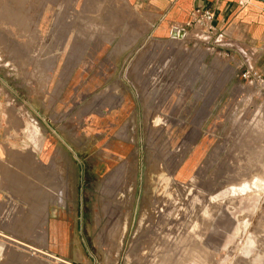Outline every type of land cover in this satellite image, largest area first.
<instances>
[{"label": "rangeland", "instance_id": "1", "mask_svg": "<svg viewBox=\"0 0 264 264\" xmlns=\"http://www.w3.org/2000/svg\"><path fill=\"white\" fill-rule=\"evenodd\" d=\"M142 19L0 0V264H264V91Z\"/></svg>", "mask_w": 264, "mask_h": 264}, {"label": "crops", "instance_id": "2", "mask_svg": "<svg viewBox=\"0 0 264 264\" xmlns=\"http://www.w3.org/2000/svg\"><path fill=\"white\" fill-rule=\"evenodd\" d=\"M143 24L185 31L194 10L214 13L213 43L229 58H239L264 78V3L252 0H124ZM149 18H148V17ZM154 16V18H153ZM162 27V28H163ZM0 125V160L6 155L8 134ZM6 133V134H5Z\"/></svg>", "mask_w": 264, "mask_h": 264}, {"label": "built area", "instance_id": "3", "mask_svg": "<svg viewBox=\"0 0 264 264\" xmlns=\"http://www.w3.org/2000/svg\"><path fill=\"white\" fill-rule=\"evenodd\" d=\"M191 20L186 26L191 27L193 30L195 28H199L203 35V42L202 44L207 46L212 53H216L214 48V28H213V19L214 13L208 10L200 11L194 10L191 14ZM219 54L222 56L229 58L225 51H220ZM247 79H251L256 86H258L262 91H264V78L252 68L247 67L245 70V75L243 76Z\"/></svg>", "mask_w": 264, "mask_h": 264}, {"label": "bare ground", "instance_id": "4", "mask_svg": "<svg viewBox=\"0 0 264 264\" xmlns=\"http://www.w3.org/2000/svg\"><path fill=\"white\" fill-rule=\"evenodd\" d=\"M177 36H178V38L180 39V40H186V39H193L194 41H197L198 43H200V45L202 44V42H203V35H202V32H201V30L199 29V28H195L194 30H192L190 33H186L185 35L183 34V36H181V32L179 31V30H177ZM210 51V50H209ZM211 53V52H210ZM109 92V91H108ZM111 97H113V96H111ZM107 98V97H106ZM109 100V99H108ZM122 131V130H121ZM120 131V132H121ZM121 136V135H120ZM122 137V136H121ZM156 140V139H155ZM164 141V140H163ZM162 141V142H163ZM150 142V141H149ZM156 142V141H155ZM164 143V142H163ZM155 145V144H154ZM163 145V144H162ZM159 147V146H158ZM165 149V148H164ZM168 150V149H167ZM161 152V151H160ZM161 154H163V152L161 153ZM170 157V156H169ZM173 157V156H172ZM162 158V157H161ZM169 160V159H168ZM173 160V159H172ZM174 161V160H173ZM166 162V161H165ZM167 163V162H166ZM171 163V162H170ZM155 164V163H154ZM165 164V163H164ZM156 166V165H155ZM122 167V166H121ZM156 168V167H155ZM168 169V168H167ZM117 171V170H116ZM116 174L115 173V171L114 172H112V174ZM118 173H119V171H118ZM112 177H114L113 175H112ZM111 177V178H112ZM115 178V177H114ZM113 179V178H112ZM110 180V179H109ZM108 183H111V182H109L108 181ZM107 183V184H108ZM108 187V186H107ZM109 188V187H108ZM105 193V192H104ZM29 197V196H28ZM29 199V198H28ZM27 199V200H28ZM195 213V212H194ZM193 214V213H192ZM141 215V214H140ZM196 215V214H195ZM148 217V216H147ZM193 217V216H192ZM158 219V218H157ZM187 219V218H186ZM198 219V218H197ZM197 221V220H196ZM183 224V223H182ZM125 225V224H124ZM122 226V228H121V237L118 239L119 240V244L121 243V241H122V238H123V236H124V233H125V226ZM139 226V225H138ZM116 227V226H115ZM114 227V228H115ZM112 228V227H111ZM113 228V229H114ZM113 229H111V231H110V233L108 234V237L112 240V238H113V236L115 235V229L113 230ZM119 232V231H118ZM120 233V232H119ZM175 233V232H174ZM119 235V234H118ZM164 235V234H163ZM112 237V238H111ZM164 237V236H163ZM116 238V237H115ZM118 238V237H117ZM117 240V239H116ZM115 240V241H116ZM168 241V240H167ZM114 242V241H113ZM160 242H162V241H160ZM170 242V241H169ZM117 243V242H116ZM187 243V242H186ZM195 244V243H194ZM187 245V244H186ZM189 245V244H188ZM191 247V246H190ZM194 247V246H193ZM153 248V247H152ZM192 248V247H191ZM197 248V247H196ZM190 249V248H189ZM198 249V248H197ZM197 249H195L194 248V250L196 251ZM144 250V249H143ZM160 250V249H159ZM188 250V249H187ZM154 255V254H153ZM51 258V257H50ZM60 261V260H59ZM26 264V263H25Z\"/></svg>", "mask_w": 264, "mask_h": 264}, {"label": "water", "instance_id": "5", "mask_svg": "<svg viewBox=\"0 0 264 264\" xmlns=\"http://www.w3.org/2000/svg\"><path fill=\"white\" fill-rule=\"evenodd\" d=\"M252 1H257V2H262V3H264V0H252Z\"/></svg>", "mask_w": 264, "mask_h": 264}]
</instances>
